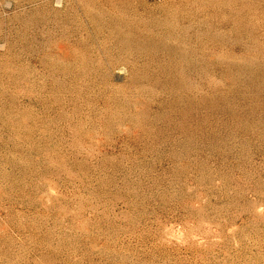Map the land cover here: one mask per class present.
<instances>
[{"label": "rangeland", "instance_id": "obj_1", "mask_svg": "<svg viewBox=\"0 0 264 264\" xmlns=\"http://www.w3.org/2000/svg\"><path fill=\"white\" fill-rule=\"evenodd\" d=\"M0 264H264V0H0Z\"/></svg>", "mask_w": 264, "mask_h": 264}]
</instances>
